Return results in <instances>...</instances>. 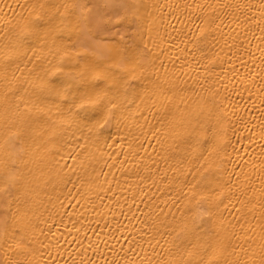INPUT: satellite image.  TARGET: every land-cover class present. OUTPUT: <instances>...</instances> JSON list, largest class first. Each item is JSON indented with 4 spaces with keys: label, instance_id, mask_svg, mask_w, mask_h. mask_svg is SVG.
<instances>
[{
    "label": "bare ground",
    "instance_id": "1",
    "mask_svg": "<svg viewBox=\"0 0 264 264\" xmlns=\"http://www.w3.org/2000/svg\"><path fill=\"white\" fill-rule=\"evenodd\" d=\"M0 264H264V0H0Z\"/></svg>",
    "mask_w": 264,
    "mask_h": 264
},
{
    "label": "snow or ice",
    "instance_id": "2",
    "mask_svg": "<svg viewBox=\"0 0 264 264\" xmlns=\"http://www.w3.org/2000/svg\"><path fill=\"white\" fill-rule=\"evenodd\" d=\"M123 6V5H122ZM117 16H119V12H117ZM116 50V49H114ZM118 51V50H116ZM117 67L122 68V70L125 72V74L130 78V79H136V77L132 74L135 70L136 67V60L134 55H129L125 56L122 58V63L118 64ZM127 83V80L125 81ZM79 101V103H78ZM91 101L86 97V96H78L72 100L73 107H78L80 109H85L86 110V105L90 104ZM79 115V112L77 113ZM103 119H107V116H103ZM83 119L87 120L89 117L85 115ZM97 124H100V121L97 120Z\"/></svg>",
    "mask_w": 264,
    "mask_h": 264
}]
</instances>
